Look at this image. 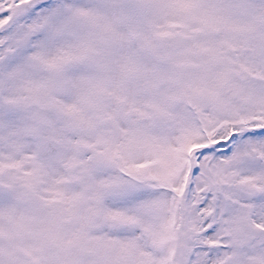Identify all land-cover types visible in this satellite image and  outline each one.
Instances as JSON below:
<instances>
[{
	"label": "snow or ice",
	"instance_id": "snow-or-ice-1",
	"mask_svg": "<svg viewBox=\"0 0 264 264\" xmlns=\"http://www.w3.org/2000/svg\"><path fill=\"white\" fill-rule=\"evenodd\" d=\"M0 264H264V0H0Z\"/></svg>",
	"mask_w": 264,
	"mask_h": 264
}]
</instances>
